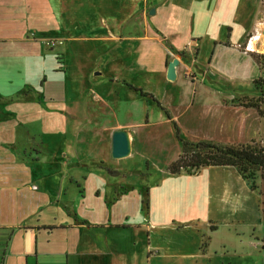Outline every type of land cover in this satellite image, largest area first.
Returning <instances> with one entry per match:
<instances>
[{"label":"crops","instance_id":"0c3cea01","mask_svg":"<svg viewBox=\"0 0 264 264\" xmlns=\"http://www.w3.org/2000/svg\"><path fill=\"white\" fill-rule=\"evenodd\" d=\"M261 1L44 0L36 7V0H0V19L19 15L18 21H25L35 34L62 35L65 47L61 44L60 49L47 48L40 37H27L39 47L43 57L51 56L54 60L61 52L65 60L76 52L77 46H83L88 54L84 59L90 56L94 59L92 68L112 71L120 66L126 74L131 73L130 78L122 79L119 72L112 71L108 73L109 83L103 87L125 89L130 105L120 107L118 95L116 104L108 101L104 91L95 89L94 98L113 107L117 117L112 122L99 114L88 123L105 132L109 158L117 162L112 169L122 172L121 158L112 156V141L116 130H125L131 144L126 157L139 156L136 162L146 174L150 170L158 174L151 181L147 179L132 187L138 189L143 202L141 219L133 220L130 214L114 218L107 212L100 218L85 214V184L80 195L73 183L59 175L68 168L64 160L68 151L63 149L62 142L69 135L70 120L65 117L67 108L59 106L60 102H67L63 100L68 90L61 87L62 94L52 88L48 91L53 99L60 100L59 105L56 102L52 106L58 110L45 108L37 123L30 117H22L24 109H37L32 104L25 107L22 101H3L14 115L0 120V264H199L200 260L208 264L210 245L215 241L212 230L218 229L227 230L222 232L221 249L247 242L250 252L260 251L264 243L259 239H264V234L256 231L263 221L260 194L251 189L235 167L207 166L198 174H173L169 166L183 150L176 126L181 137L188 141L221 140L228 134L232 123L228 121V105L223 95L232 91L225 84H238L252 75L254 59L241 47L248 34L261 28L264 17ZM152 8L154 14H150ZM177 51L184 55L176 67V79L170 80L168 64L180 55ZM67 69L68 65L65 71L55 73L66 75ZM48 70L54 72L53 64ZM177 83L185 86L180 93L176 91ZM132 86L156 97L162 105L153 100L161 109V120L151 117L147 105L150 96L142 95ZM171 99L176 102L175 108L186 109L185 126L169 105ZM134 104L139 105V111L133 109ZM118 106L121 113L124 109L127 112L125 118L118 117ZM60 112L62 117L55 118ZM25 125L28 130L38 126V134L46 138L39 146V153H45L46 158L56 157V149H61L62 161H47L50 180L46 181V187H40L36 167L23 161L22 154L8 146L12 143L18 149L26 147ZM51 144L54 149L50 148L49 154L47 148ZM64 188L66 193H61ZM125 188L128 191H123ZM93 193L97 202L109 210L131 195L132 189L116 183L113 197L100 185ZM68 203L76 214L68 213ZM196 206L202 213L195 214ZM87 226L94 232H86ZM74 227L81 228V232H68ZM205 238L207 244L203 249Z\"/></svg>","mask_w":264,"mask_h":264},{"label":"rangeland","instance_id":"374dc122","mask_svg":"<svg viewBox=\"0 0 264 264\" xmlns=\"http://www.w3.org/2000/svg\"><path fill=\"white\" fill-rule=\"evenodd\" d=\"M43 1L44 0H36L34 5L38 7ZM18 19L19 15L14 16V18L6 16V18L4 17L3 19H0V38L6 39L0 41V106L3 107V109H0V120H7L14 115L12 108L8 109L5 107L8 104L3 102L5 100L12 99L13 103L22 101L21 104L25 103V107H30V105H27L28 103L32 104L31 106H35L37 109H24V111H21L22 117H30L34 123H37L38 118L43 116L45 108L48 110L56 109L52 106H55L56 102H58L57 105L62 103V105L59 106L67 108L66 116L63 114V117L65 116L69 118L70 130L69 135L64 137L66 141L63 139L62 142L63 149L68 151V155L64 158L65 162L68 164V168L66 171H63L62 174L59 173V175L64 178L66 182L73 183L80 195L84 193L83 183L85 184L87 191L85 202L87 208L85 209V214H91L92 216H98L99 218L103 217L106 212L110 214V217L113 215V218L115 215L130 214L133 220L138 218L141 219V206L143 205V202L138 194V189L132 187H137L142 181L147 182V179L151 181L152 177H156L158 174L151 172V170L150 173L148 172V174H146L145 170H143V166L136 162L138 161L139 156L138 159H128V157L121 158V174L111 175L106 172L102 167H108L111 169L112 167L116 168L117 162L114 161L113 158H109V150L107 149L108 144L104 137L105 132L99 128V126L88 123L89 120L92 121L95 117L99 116V114L106 115V118H110L112 122L115 121V118L117 117L114 113L113 107L105 106L101 101L94 98L93 91L95 89H101L104 91L105 96L109 99L108 101L111 102H115L117 100L115 97L118 95L121 98L120 102L122 103L119 105L120 107L123 106V108H125L130 105L131 100L128 98V92L125 89L123 91L119 89V91L117 88L113 89L112 86H108L105 89H103V87L105 83H109L108 73L112 71L119 72L122 79L130 78L131 73L129 72V74H126L123 67L121 68L120 66L113 67L112 71L109 68L107 70L99 67L95 69L92 68L94 59L92 61L91 56L90 59H84L85 56L88 57V54L83 50V46H77L76 52H71L70 55H68L71 58L66 56L67 60L63 59V55H60L61 52L55 55L54 60H52L51 56L46 55L43 57L42 54H40L39 47L36 44L31 43V41L26 40L28 39L27 37H40V42L45 44L47 48L55 47V49H60L62 48L61 44L65 47L64 40L61 38L62 35L60 36L58 33L51 34L49 32H37V34H35V32H32L31 29L27 28L28 25L25 21L20 22ZM30 20L31 19L29 18V21ZM252 34L253 32L248 34L241 47L243 51L251 54L254 59V65L251 69L252 75L249 76V72H247L248 74H246L248 76L246 75L247 77L244 81L238 84H225L232 91L229 94L223 95V98L228 105V108L226 109L228 121L232 123V126L228 127V134L224 136L222 135L223 138L221 140L216 139L204 141L218 143L223 146H238L252 142H258L264 145V102L261 97L264 96V86L255 83L259 79H264V45H261V43L264 42L262 40L264 39V36H261L260 40L252 45L256 47L255 49L248 50L247 44ZM154 62H156V60ZM52 64L54 72L48 70V66L50 67ZM67 65L69 66V69H67L66 75L55 73L65 71ZM89 72L91 73L90 75H88ZM137 78L139 79V77ZM86 80H88V82ZM207 82L217 86L213 82ZM46 86L48 88L47 90ZM61 87L68 90L66 99L63 100L67 102H60L59 99H53L50 96V93H48L51 88L53 90L56 89L61 93ZM184 87V84L177 83L176 91L180 93L184 90ZM51 99L55 101L50 102ZM173 101L174 100L171 99L169 105L185 126L188 120V113H186V109L183 107V113L182 110L175 108L174 105L176 102ZM184 101H187V97L186 100H183V103H185ZM147 102L151 117L156 121L161 120V109L157 107V103L155 101L156 104L153 102V98L147 99ZM253 103L260 104V110L251 106ZM44 104L45 106H43ZM116 104H119V102L117 103L116 101ZM119 106L118 117L120 119L123 117L125 118L127 112H125L124 109V113H121ZM135 108L138 111L140 110L138 104L133 105V109ZM57 110L58 109H56V111ZM29 111L32 112L31 115L28 114ZM54 117L61 118V112L59 116ZM164 122L165 121H162V123ZM25 126L26 135L24 137L27 141L25 144L26 147L18 149V147L12 143H9L8 146L16 149L22 154L20 157L23 161H27L28 164L36 167L40 187H46V181L50 180L46 168V166H50V163L47 161L48 159L53 162L62 161L61 149H56V157L46 158L47 155L45 153H39V150L41 149V147H39L40 141L46 138L42 134H38V126L32 127V130H28L27 125ZM164 131L169 134L167 129ZM54 140L55 138H52V142ZM50 148L54 149L53 144L47 148L49 154L51 152ZM56 166L59 167V165ZM58 167L54 166V168ZM203 168L204 167L196 170L191 169L189 172L182 170L181 172L198 174L202 172ZM245 181L249 184L248 180L245 179ZM256 182L258 185L257 190L260 194V205L263 216V221L258 224L256 231L257 233L260 231L259 233L263 236L264 180L260 177L259 172L256 173ZM116 183H123L124 185L129 186L132 189V194L127 198L121 199L117 207H110L109 210H106L103 205L99 204L94 198V188L97 185H100L101 187L103 186L108 195L113 197ZM66 191L67 188L61 189V193H66ZM123 191H128V189L125 188ZM143 192L144 199H146L147 195L145 188ZM66 209L70 215L76 214L75 208L72 207L70 203H68ZM200 211L201 209L196 206L194 210L195 214L202 213ZM211 226L212 228L216 227L215 224H211ZM86 230V232H94L88 226L86 227ZM65 231H68V229ZM226 231L227 230L223 229L212 230L215 241L210 245L208 264H264V249L261 248L262 245L260 246V251L256 252H253L254 250L252 249V252H250L247 242L236 244L234 247L231 246L221 249L219 246L222 245L221 243L224 240L222 232ZM68 232H81V228L74 227ZM259 239L261 243H263V238L261 237ZM206 244L207 238L204 239L203 249ZM235 249L237 252H235ZM225 250H228V252L226 253ZM161 261L166 262V259H161ZM199 264H203V260H200Z\"/></svg>","mask_w":264,"mask_h":264},{"label":"trees","instance_id":"16d2710c","mask_svg":"<svg viewBox=\"0 0 264 264\" xmlns=\"http://www.w3.org/2000/svg\"><path fill=\"white\" fill-rule=\"evenodd\" d=\"M184 55L183 52H176ZM264 86V79L255 82ZM133 87V86H132ZM140 91L142 95L150 96L161 106V103L152 93L144 92L142 89L133 87ZM262 101L264 102V96ZM251 106L260 110V104L253 103ZM177 136L183 143V150L177 160L169 166V171L173 174L180 173L182 170L189 172L191 169H200L207 166H232L237 169L240 175L248 180L252 190H257L256 173H260V177L264 180V145L258 142H252L242 145L223 146L214 142L198 141L191 142L184 140L180 135V130L176 126ZM111 175H118L119 171L108 167H102ZM264 212V211H263ZM264 241V239H263ZM264 249V243L262 245Z\"/></svg>","mask_w":264,"mask_h":264},{"label":"water","instance_id":"95a60500","mask_svg":"<svg viewBox=\"0 0 264 264\" xmlns=\"http://www.w3.org/2000/svg\"><path fill=\"white\" fill-rule=\"evenodd\" d=\"M155 13V8L150 10V14ZM181 59V55H178L168 64L167 77L170 80H175L177 73L176 67L179 65ZM131 150V144L129 135L125 130H116L113 134L112 141V156L114 158H124L129 155Z\"/></svg>","mask_w":264,"mask_h":264},{"label":"built area","instance_id":"2783aa9c","mask_svg":"<svg viewBox=\"0 0 264 264\" xmlns=\"http://www.w3.org/2000/svg\"><path fill=\"white\" fill-rule=\"evenodd\" d=\"M261 2H262V7L264 9V0H262ZM261 36H264V17L261 20V28L256 29L255 32H253L252 36L249 38L247 49L251 50L253 42L258 41V39H260Z\"/></svg>","mask_w":264,"mask_h":264},{"label":"bare ground","instance_id":"6f19581e","mask_svg":"<svg viewBox=\"0 0 264 264\" xmlns=\"http://www.w3.org/2000/svg\"><path fill=\"white\" fill-rule=\"evenodd\" d=\"M259 40H260V39H258V41H259ZM262 40L264 41V39H262ZM258 41L253 42V44L256 43V42H258ZM253 44H252V45H253ZM261 45L263 46V45H264V42H262ZM255 48H256V47L252 46L251 50H253V49H255Z\"/></svg>","mask_w":264,"mask_h":264}]
</instances>
